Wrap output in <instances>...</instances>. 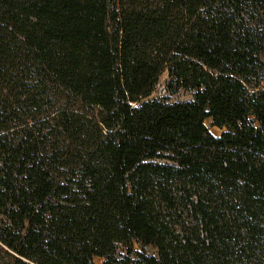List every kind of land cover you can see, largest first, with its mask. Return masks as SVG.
I'll return each instance as SVG.
<instances>
[{
    "label": "trees",
    "instance_id": "16d2710c",
    "mask_svg": "<svg viewBox=\"0 0 264 264\" xmlns=\"http://www.w3.org/2000/svg\"><path fill=\"white\" fill-rule=\"evenodd\" d=\"M0 253L264 264V0H0Z\"/></svg>",
    "mask_w": 264,
    "mask_h": 264
},
{
    "label": "rangeland",
    "instance_id": "374dc122",
    "mask_svg": "<svg viewBox=\"0 0 264 264\" xmlns=\"http://www.w3.org/2000/svg\"><path fill=\"white\" fill-rule=\"evenodd\" d=\"M167 74L166 71H163L157 79V82L152 90V92L144 98V100H157L161 102H166V103H172V102H177V101H186L190 100L192 97V91L191 90H186V89H178L177 91H171L168 86H167ZM210 119H205L204 124L208 126V130L211 134L214 136H217L223 129H219L215 126H210L209 124ZM143 250L144 253L146 254H154V249L149 246H143L141 248L140 245L137 243L132 244V250L139 251ZM117 253L119 254H124V248L123 246H118L117 247ZM131 257H134L133 254L130 255ZM2 255L0 253V262ZM93 264H101L102 263V258L99 257H93L92 259Z\"/></svg>",
    "mask_w": 264,
    "mask_h": 264
}]
</instances>
